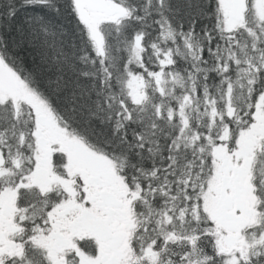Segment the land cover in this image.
Here are the masks:
<instances>
[{
    "label": "snow or ice",
    "instance_id": "1",
    "mask_svg": "<svg viewBox=\"0 0 264 264\" xmlns=\"http://www.w3.org/2000/svg\"><path fill=\"white\" fill-rule=\"evenodd\" d=\"M0 264H264V0H0Z\"/></svg>",
    "mask_w": 264,
    "mask_h": 264
}]
</instances>
